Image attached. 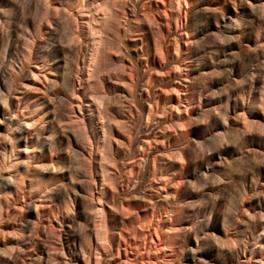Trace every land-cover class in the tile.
<instances>
[{
  "label": "rangeland",
  "instance_id": "374dc122",
  "mask_svg": "<svg viewBox=\"0 0 264 264\" xmlns=\"http://www.w3.org/2000/svg\"><path fill=\"white\" fill-rule=\"evenodd\" d=\"M4 1L0 0V87L2 76L7 78L14 74L19 80L26 68L34 67V63L22 60L23 55L19 53H24L25 36L38 22L33 7H30L35 1L29 0V5L28 0L20 4L16 0V3H11V11L7 10L10 3ZM95 1L91 24L100 32L105 28L104 11L109 1ZM80 3L71 11L72 15L60 13L55 21H61H54L51 30L48 29L42 38L35 36L30 44L32 58L37 52L35 57L41 55L47 60L44 68L48 69L45 71L56 73L62 70L67 76L68 83L65 84L68 87H61L62 91L53 96L54 90L51 92L42 75L38 74L40 79L35 83L36 91L43 93L45 85L47 90L44 88V93L52 96L58 120L54 122L58 127H54L55 135L49 137V132H44L39 141L44 144L59 141V149L51 156L54 160V155L63 158L66 167L61 173L75 178L74 195L79 198L80 209L74 204L73 213L65 217L64 222L61 218L62 223L58 225L51 217V210L59 198L56 202L37 203V218L33 219V201H29L25 194L21 198V193L11 197L1 227L4 231L2 245L14 248L9 258V261L14 259V264H61L64 259L73 260L72 264H85L86 256L82 257L79 249L80 236L91 235L95 221L94 206H104L107 210L106 203L101 201L98 204L94 200L96 187H102L94 173L96 161L89 153L88 141L91 138L85 123L84 106L79 113L70 105L72 92L87 91L83 88L85 82L93 80L86 73L90 70L87 64L92 34L88 31L89 35L84 26ZM123 3L126 5L116 9L118 15L112 24L119 34L116 33L120 50L105 52L107 73H103L105 86L114 96L113 111L123 127L120 126L122 134L117 137L118 161L111 169L114 175L111 174L109 183L114 192L112 199L119 206L116 213L119 231L124 237L133 239L135 236L129 232L130 220L144 218V204L148 208L160 203V209L154 210L157 213L154 212L155 221L158 218L166 221L173 253L161 249L157 254V264H264V137L255 134L260 123L264 124V110L256 109V117H251L247 107L249 98L261 87L260 79L264 72V0H187L188 8L184 3L180 6L182 21L178 29L165 24V16L161 12L164 5L159 0H124ZM15 11L20 13L19 16ZM184 11H187L185 18ZM144 16L151 21L147 22ZM49 31L55 32L54 35ZM167 38L181 45L177 55L169 54L172 59L166 54ZM158 46L162 47V58L159 51H155ZM57 62L62 66L60 70L55 68ZM174 63H180V71L168 74L167 69ZM128 73L135 86L129 82ZM148 76L154 80L152 85L146 81ZM172 85L180 86V91L178 94L169 92L171 105H166L167 111L156 113L155 109L153 115V112L148 115V104L152 105V99L157 95L164 102L163 91ZM20 97L19 92H14L9 99ZM178 104L179 113L174 108ZM249 119L260 123L249 129L246 127ZM180 123L185 127L180 128ZM165 125L174 127L170 130ZM261 130L264 131V127ZM145 143L149 147L143 145ZM141 146L146 147L145 151ZM178 150L181 152L180 164L183 165L177 171V177H173L175 180L178 178V189L173 195L169 191L166 196L158 188L159 178L163 180L166 173L163 169L152 172L155 171L153 159L160 158L157 163L164 165L169 160V153L174 154ZM34 152L39 154L38 149ZM138 155L144 158L142 163ZM130 166L134 168L131 170ZM65 182L64 179L55 183L53 188L61 189ZM157 189L158 194L155 193ZM127 201L133 204L130 214L120 209V205H126ZM27 223L31 224L33 231L28 234L27 241L17 245L13 229ZM93 243L92 235L91 246ZM68 247L75 252L73 255L69 254ZM120 247L119 256L113 254L115 251L111 248L103 257L107 255L109 264H133L130 260L135 257L136 250L127 248L126 252L122 243ZM111 252L114 256L110 257Z\"/></svg>",
  "mask_w": 264,
  "mask_h": 264
},
{
  "label": "bare ground",
  "instance_id": "6f19581e",
  "mask_svg": "<svg viewBox=\"0 0 264 264\" xmlns=\"http://www.w3.org/2000/svg\"><path fill=\"white\" fill-rule=\"evenodd\" d=\"M5 1H7V4L10 3V5L8 6L7 4H5L4 6L6 7L7 5L8 7L7 10L9 9V11H11L12 9L10 7L13 4V2L16 0H5ZM18 1L20 0L16 1L17 4L23 3V0H21V2H18ZM33 1H35V3L32 2L31 0V2L34 3L33 6H31L32 4L30 1H29L30 3L28 2L27 4L29 5L31 4L30 7L31 8L33 7L32 9L38 17V20H37L38 22H36V25L33 24L34 27L32 31L29 32L28 36H25L26 38L25 41H27V44H25V49L23 50L24 53L21 50H19L21 51V53L19 54L23 55L21 56L22 60L28 61V63H34L35 65L34 67L26 68V71L25 70L23 71L19 80L18 78H16L17 76L15 77L14 74H9L7 78L2 76L3 78L1 79V87H0V264H12V263L14 264L15 262L14 259H11L9 261L11 252L13 251L14 248L12 246H8L7 244L2 245L3 239H4L3 237L4 231H3V227H1L2 225H4L2 224L3 223L2 218H3V214L5 210H7L6 205L8 204L11 197H14L16 195L18 196L20 195L19 193H21V196H22L21 198H23V196L26 195L29 201L31 202L33 201V204H32V207L34 208L33 219L37 218V212H36L37 203L56 202L57 201L56 198H59L60 200L57 201L58 203H55V207L51 210V217H53V219H56L58 225L62 223L61 218L63 219V222H64V218L73 213L75 209L74 204L76 205L77 209H80V203H78L79 198L76 195H74V192L76 191L74 187L75 178L71 176L70 174L64 175L61 173L62 170L66 167L65 166L66 164L63 158H60L59 156L54 155V158H55L54 160L53 157L51 156L55 150L59 149V145H58L59 141L52 140V141L46 142V144H44L45 142L39 141V138L43 136L44 132H49V137H51L52 135H55L56 132L54 130V127H57L56 126L57 124L55 123L54 125V122L55 121L58 122L57 115L55 114L56 108L51 100L52 96H49L48 93L46 92L44 93V91H46L47 88H49L51 89V92L54 90L52 92L53 96L57 95L59 91L61 90V87H66L67 84L65 83H68V80L66 78L67 76H64V74L62 73V70L60 72H56L58 74H56L54 71H51V70L45 71L46 69H48V68L46 69L44 68L46 67L48 63L47 60H44L43 56L41 57V55L38 57H35L37 55L36 54L37 52L35 53L34 58H32V55L30 52L32 50L30 49L31 48L30 44L33 43L35 36L42 38L41 36H43L46 33V31L50 29L51 25L52 26L53 24L55 25L54 23L55 18H58V16H60V13H67V14L70 13L71 14V11L74 9V7L76 6L78 2H81L80 4L82 7V10L80 13L82 16L81 18L83 20L84 26L87 29V33L88 31H90L92 34V37L94 36L93 38L90 37L92 39L91 49H90L91 53H90L89 60L87 59L89 63L87 64L88 66L87 68H89L90 70H86V73L90 75V77H93L92 78L93 80H90L91 82H89L88 81L89 77L87 76L88 82H85L86 85L83 87L87 91L74 90V92H72L73 95L71 94L72 97H71L70 105H73L74 107H76L79 113L82 112L81 111L82 106H84L85 110L83 109V111L86 112L85 123H86L87 129H88V132L91 138V141H88L90 144V146L88 144V146L90 147V151L89 150L88 151L90 155L92 156V159L96 161L94 173L98 177V182L100 186L102 187L100 189L96 187L97 196L94 198V200L95 202L97 201L98 204L101 203V201H103L107 205V210L105 209L104 206H100V207L94 206L95 207V211H94L95 219L94 217L93 219L95 221L93 222V226L91 228V235L80 236V241H79L80 253L82 257L86 256L85 264H103V263L109 264L106 261L107 255L103 257V254H106L107 251H109V249L113 248L115 251V253L113 252V254H116L117 256H119V251L121 248L120 246L122 243L125 246L124 251L126 252H127L126 250L127 248L131 250L132 249L136 250L135 254L133 253L135 257L133 258V260L132 259L130 260L133 262V264H157L158 262L157 258L159 257L157 254L160 252L161 249L163 250V248H165L166 251L173 253L172 242L168 235L170 231L168 230V226H166L167 224L165 223L166 221H164V219L160 220L159 218L156 219L157 221H155L156 216L154 215V212L160 209L161 207V205H159L160 203L149 205L150 207L147 206L148 208H146L145 204H144L145 206L143 205L145 209L144 210L145 212H143L144 214L142 213L144 215V218L142 219L134 218L130 220V224H131L130 226L132 229L130 228L129 232L131 233L132 236L134 235L138 239L137 238L135 239L134 236H133L134 237L133 239H130V238L128 239L124 237L123 234L119 231L121 228H119V225L117 223V218H116L117 208H119V206L117 207L116 204L118 203L115 204L114 200L112 199L114 196L113 195L114 192L111 190L113 188L112 187H111L112 189L109 188V183L110 181H112L111 174L114 175V173H111V169L115 167L114 164L115 162L118 161V160L116 161V152H118L116 149L117 147L116 143L118 142L117 137L122 133L119 132V130L121 129L120 128L121 125H120L118 118H116V114L114 113L115 111H113V108H112V102L114 101V98H113L114 96H112V92L110 91L109 87L105 86L104 79H103L104 78L103 76L106 75L105 72L107 73V71H105L106 68H104V66L106 65L105 63L106 60L104 61V58L106 59L107 57L105 56V52L107 53V51L109 52L110 50L112 51L114 49L120 50L119 49L120 40L118 37L119 34L117 33V30L116 32L114 31L113 29L114 25L112 24L115 21L116 15H118L116 14V9H118L120 5H126V3H123L124 0H108L110 4L108 3V6L105 8L106 10L104 11L105 12L104 14L106 16L104 17L106 18L104 19L105 23L103 22L105 24V28L103 29V31L99 30L100 32H97L96 28L94 30L91 24V22L94 21V17L92 16L91 11H92V8H96L94 7L96 5L94 4L96 2L95 0H33ZM104 1L103 3H105L107 0L105 2ZM159 1L160 3H162L161 5H164L163 10L161 12L163 13V16H165L163 19H165V24L167 25V27L170 28V26L172 27L174 25L173 27L174 29L180 28L181 21H182V14L180 11V6L182 3H184L186 7L187 0H159ZM104 5L106 6V4ZM28 7L29 6H27V9ZM175 7L177 8L175 9ZM1 8L2 7H0V9ZM7 10L5 9L6 13H9ZM167 10L168 11L170 10V11L167 13ZM16 13L19 16L20 13L18 12ZM186 14H187V11H184V18L186 17ZM160 18L162 17L160 16ZM144 19H146L147 22L151 21V19H149V17L147 16H144ZM42 20H44L43 23H42ZM60 21L57 20L55 22H60ZM56 28L59 29L58 27ZM90 32L88 33L89 35H90ZM48 33L49 34L51 33L50 35H54L55 32L49 31ZM116 33L118 34V36H116L117 35ZM166 43H167V45L165 46L166 54L169 57L171 56L169 54L175 55V53L179 49H181V45L177 41H174L173 39L172 41H169L168 39ZM51 44L53 43L51 42ZM155 51H159L158 55L160 56V58H162L161 57L162 47L158 46V49H156ZM37 62L38 64L41 63L40 67L38 66ZM176 64L174 66L172 64V66L169 69H167L168 74L169 73L171 74V72H177V70L180 71L179 66H178L180 63L177 64V66ZM0 65H1V61H0ZM56 65L57 66L55 68L57 70H60L62 66L61 67L60 65L58 66V62ZM41 68H44V69H41ZM21 69L23 68L20 67V71H22ZM38 74H41L43 80L47 82L45 83L48 84L47 88H45V85L43 86L42 91L44 94L41 92L38 93L37 92L38 90L35 87L36 81H39L40 79V78L38 79V76H39ZM128 76H129V73H128ZM129 78H130L129 82L133 85L132 83L134 81L133 78L131 76H129ZM260 80H261L260 81L261 87H258L255 94L252 97H250L248 101L247 107L248 109H250L249 114L251 117H256V113H255L256 109H261L262 111L264 110V87H262L264 86V72L263 74H261ZM146 81L149 83V85L154 82L152 76H148ZM131 84L129 85L132 87ZM143 84L148 85L145 82H143ZM177 85L169 86V90L166 89L165 91H163L164 92L163 94H165L164 102L161 100L162 97L159 98L160 95L158 96L156 94L157 96H155L154 98L152 97L153 104L152 105H149L150 103L148 104L149 106L148 115L149 113H152L153 110L155 109L156 110L154 112L156 113L159 111L164 112L166 110V105L167 104L171 105V99H170L171 92L173 91L174 93L178 94L180 91V86H177ZM44 88L46 90H44ZM14 92H19L21 97L15 100H10L9 97ZM36 94H40V95H36ZM187 102H189L187 106L189 107L190 100H188ZM179 104L174 107L177 112L180 110ZM154 112L151 115H153ZM99 120H104V122L100 123ZM258 123L260 122L256 120L253 121V119H249L247 121L246 127L249 129L254 128V127H257ZM263 125H264L263 123H260V128L259 127L257 128V132H255V134L263 135L264 137V131L261 130V127H264ZM167 126H168V129L170 130L172 127H174V125H167ZM167 126L165 125V127ZM184 127H185L184 124L180 123V128H184ZM60 131L62 132V130ZM172 133H169V134L172 135ZM251 141H253V138H251ZM143 145L148 146L146 143ZM145 148L146 147H143V149L141 148V150H144ZM34 149H38L39 154H36L34 152ZM140 152L144 153L143 151H140ZM169 155H170L169 160L165 161L164 165H162L161 163H157V162H160V158L158 159H156L157 157H154L155 159L152 158L153 159V164H152L153 169L154 170L163 169V171L166 173L162 176L164 177L163 180L160 179L161 177L159 175L160 177L159 180L161 181V183L159 187L156 185L160 190L164 191L166 196L168 195L169 191H170L169 193L170 195L171 194L173 195L177 191L179 181L176 182L178 178L175 180L173 179V177L174 178L177 177L176 175L179 173V172L177 173V171H179L180 168L181 169L183 168V165L180 164L181 162L180 150L174 152V154L171 152V154L169 153ZM139 157L141 160L140 162L142 163L144 158L138 155V160H139ZM144 157H146V154L144 155ZM132 167H131V170H132ZM156 170L152 172L154 173L156 172ZM129 173H131V171ZM136 175L138 176V174ZM64 179L67 182H65V184L63 185V188L62 187L61 189L58 187L53 188L54 187L53 185H55V183L57 184V183L63 182ZM156 186L155 188H157ZM152 188L153 187H151V189ZM159 189L155 190L156 194L159 193V192L157 193ZM25 205H28V203H25ZM131 205L133 206V204H130V201H127L126 205L124 206L121 204L120 205V207H122L120 208L121 212L123 211L124 213L127 212V214L128 213L130 214V210L132 211ZM58 216H60V218H58ZM135 224H137L138 225V226L136 225L137 228L138 229L140 228L141 230L136 229V227L134 226ZM30 225L27 223L24 226L20 225L17 228L13 229V232L16 235L15 237H16L17 245L28 240V234L32 233L33 231L32 229L33 227ZM92 235L94 237L93 246H91ZM86 245H89L90 247H87ZM84 246L86 247L84 248ZM68 252L71 255L75 253L74 251L70 249V247H68ZM111 256H114L112 255V252L110 253V257ZM36 257L38 258L37 255ZM72 263H73V260L71 259H68V261H66L65 259L61 261V264H72Z\"/></svg>",
  "mask_w": 264,
  "mask_h": 264
}]
</instances>
